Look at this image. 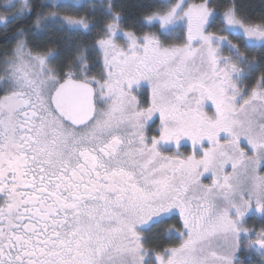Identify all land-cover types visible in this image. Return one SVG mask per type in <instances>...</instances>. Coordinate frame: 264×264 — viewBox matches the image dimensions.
<instances>
[{
	"label": "snow or ice",
	"instance_id": "obj_1",
	"mask_svg": "<svg viewBox=\"0 0 264 264\" xmlns=\"http://www.w3.org/2000/svg\"><path fill=\"white\" fill-rule=\"evenodd\" d=\"M253 260L264 6L0 0V264Z\"/></svg>",
	"mask_w": 264,
	"mask_h": 264
},
{
	"label": "trees",
	"instance_id": "obj_2",
	"mask_svg": "<svg viewBox=\"0 0 264 264\" xmlns=\"http://www.w3.org/2000/svg\"><path fill=\"white\" fill-rule=\"evenodd\" d=\"M122 2L128 6L129 12H135L136 5L139 4L141 0H122ZM219 2L225 3L226 0H219ZM237 2L241 5H247L248 10L253 14H258L260 12L261 7L264 6V0H237Z\"/></svg>",
	"mask_w": 264,
	"mask_h": 264
},
{
	"label": "flooded vegetation",
	"instance_id": "obj_3",
	"mask_svg": "<svg viewBox=\"0 0 264 264\" xmlns=\"http://www.w3.org/2000/svg\"><path fill=\"white\" fill-rule=\"evenodd\" d=\"M157 123H158V121H157ZM185 150H186V151H190V150H191V146H190V144L188 145L187 149H182V151H185ZM203 182H204V183H209L210 180L205 179ZM167 223H168V224H174V223H175V220H170V221H168ZM260 223H261V222H260V220L258 219V217H257V216H253V217L248 221L247 226H248V227H251V226L255 225L257 228H259ZM157 227H159V226H157ZM153 231H156V227L153 228ZM251 264H255V261L253 260V261L251 262Z\"/></svg>",
	"mask_w": 264,
	"mask_h": 264
},
{
	"label": "rangeland",
	"instance_id": "obj_4",
	"mask_svg": "<svg viewBox=\"0 0 264 264\" xmlns=\"http://www.w3.org/2000/svg\"><path fill=\"white\" fill-rule=\"evenodd\" d=\"M241 255H242V257H243V253H242Z\"/></svg>",
	"mask_w": 264,
	"mask_h": 264
}]
</instances>
